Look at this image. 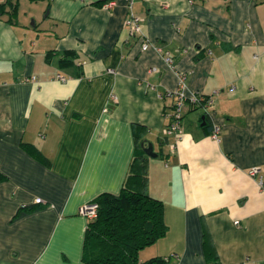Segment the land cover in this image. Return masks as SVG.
<instances>
[{
	"label": "crops",
	"instance_id": "crops-1",
	"mask_svg": "<svg viewBox=\"0 0 264 264\" xmlns=\"http://www.w3.org/2000/svg\"><path fill=\"white\" fill-rule=\"evenodd\" d=\"M16 1L0 15V264H86L79 209L125 186L165 206L141 261L264 264V0ZM182 75L213 103L167 135Z\"/></svg>",
	"mask_w": 264,
	"mask_h": 264
},
{
	"label": "trees",
	"instance_id": "trees-1",
	"mask_svg": "<svg viewBox=\"0 0 264 264\" xmlns=\"http://www.w3.org/2000/svg\"><path fill=\"white\" fill-rule=\"evenodd\" d=\"M8 10L10 19L15 18L19 10L18 1L0 2V15ZM75 58L76 53L67 50L63 52L60 63L72 64L75 63ZM205 103L197 106L189 104L194 108H201ZM206 131L209 132L210 128ZM139 158L140 156H136L135 160ZM136 176L144 178L139 173ZM2 178L0 175V179ZM95 202L98 203L99 210L96 218L88 219L82 255L84 263L176 264L171 257L156 256L145 261H141L139 257L144 248L154 244L168 232L162 200L153 197L144 189L132 190L125 186L119 193H101ZM34 209L33 206L21 208L15 219L28 215Z\"/></svg>",
	"mask_w": 264,
	"mask_h": 264
},
{
	"label": "built area",
	"instance_id": "built-area-1",
	"mask_svg": "<svg viewBox=\"0 0 264 264\" xmlns=\"http://www.w3.org/2000/svg\"><path fill=\"white\" fill-rule=\"evenodd\" d=\"M116 0H110L108 3V6L114 5ZM134 0H130V8L133 6ZM127 26L130 28L132 33L139 34L140 37L143 40V50H147L152 46V44L146 39V37L142 33V28H141V19L140 17L134 15L132 12L131 15L128 17L127 20ZM166 60L168 62H172L170 57H167ZM176 96V103L174 105L173 109V114H172V120L169 124V126L165 129V133L167 135L171 134H178V132L181 129V123L183 119V115L185 113V107L189 103L192 105H200L202 102H206L202 107L207 108L209 105H212L213 100L211 97H206L201 94L193 93L188 95L186 91V78L184 75L180 77V85L176 92L174 93ZM221 133V127L218 124L213 125V130H212V137L214 139H219ZM259 172V169H254L252 171L253 175H256ZM263 179L261 178V182L263 183ZM40 202V200H38ZM98 210H99V205L97 202H89L84 204L82 207L79 209V214L88 218V219H94L98 215Z\"/></svg>",
	"mask_w": 264,
	"mask_h": 264
},
{
	"label": "water",
	"instance_id": "water-1",
	"mask_svg": "<svg viewBox=\"0 0 264 264\" xmlns=\"http://www.w3.org/2000/svg\"><path fill=\"white\" fill-rule=\"evenodd\" d=\"M144 150H145V152L148 155H150V156L155 155L156 156V154L153 152V146H152V144L149 143V146L146 147V148H144Z\"/></svg>",
	"mask_w": 264,
	"mask_h": 264
}]
</instances>
